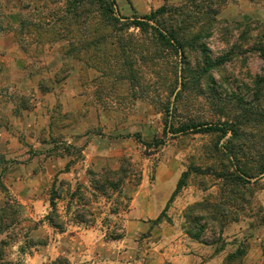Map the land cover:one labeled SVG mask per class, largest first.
<instances>
[{"label":"rangeland","instance_id":"obj_1","mask_svg":"<svg viewBox=\"0 0 264 264\" xmlns=\"http://www.w3.org/2000/svg\"><path fill=\"white\" fill-rule=\"evenodd\" d=\"M185 2L116 0L122 16ZM21 7L20 0H0V207L13 205L20 215L12 231L0 234L7 242L4 258H21L24 264H149L154 253L168 246L158 243L162 236L189 237L184 228L188 205L235 198L229 195L235 186L227 187L212 173L225 157H207L216 136L173 134L164 127L165 112L128 81L100 82L91 62L63 53L65 40L21 34L20 17L30 10ZM217 18L264 21V0H227ZM209 44L215 54L227 47L218 35ZM230 64L240 76L259 73L263 61L250 53L245 65ZM189 114L200 115L197 107ZM255 128L247 133L254 135ZM154 138L162 143H151ZM247 152L240 153L241 160L255 167L257 154ZM124 158L136 175L109 197L95 191L89 172L116 169ZM184 171L185 184L168 203ZM52 188L59 192L55 203L64 231L45 219ZM236 192L238 198L224 206L229 215L220 240L199 243L205 254L217 256L216 264H264V173ZM132 207L147 217L140 219L146 224L128 222ZM237 248L244 253L226 259Z\"/></svg>","mask_w":264,"mask_h":264},{"label":"trees","instance_id":"obj_2","mask_svg":"<svg viewBox=\"0 0 264 264\" xmlns=\"http://www.w3.org/2000/svg\"><path fill=\"white\" fill-rule=\"evenodd\" d=\"M20 1L21 9L32 5L28 16L20 17L21 34H34L44 41L65 40L63 53L91 62L102 76L100 82L107 78L128 81L136 87V93L139 91L165 112L164 127L173 134H214L212 147L206 149L207 157L223 159L224 156L234 166L231 169L223 160L219 170L212 172L227 187L235 186L230 190L231 197L238 198L236 188L264 173V21L242 23L218 19L227 0L163 4L140 16L120 15L116 0ZM215 35L227 44L217 54L209 44ZM233 37H236L234 41ZM250 53L259 55L263 66L259 73L241 72L239 76L235 66L228 63L236 61L243 66ZM40 89L44 91L41 85ZM195 107L200 115L190 116V110ZM254 127L256 132L249 135L246 129ZM221 139L223 146L218 145ZM151 143L158 146L162 140L154 138ZM247 151L257 154L252 162L255 167L241 160L240 153L248 155ZM89 173L93 189L109 197L120 192L123 182L137 172L124 158L116 169L102 168ZM186 177L184 171L168 203L184 186ZM57 198L59 192L52 188L51 211L45 219L50 226L64 231L65 223L55 203ZM235 198L230 202L204 200L188 205L184 212L186 234L204 244L218 242L229 215L224 206ZM19 216L13 205L0 207V234L11 228L12 231ZM6 245L0 239V264H24L21 258H4ZM239 252L243 254L244 250L237 248L226 259Z\"/></svg>","mask_w":264,"mask_h":264},{"label":"crops","instance_id":"obj_3","mask_svg":"<svg viewBox=\"0 0 264 264\" xmlns=\"http://www.w3.org/2000/svg\"><path fill=\"white\" fill-rule=\"evenodd\" d=\"M128 220L131 224L136 226V222L146 224V221L140 219H147L143 214L136 215V209L132 207L129 211ZM136 219H139L136 221ZM160 227L163 224L159 225ZM155 226L154 228H156ZM156 232H160V228L154 229ZM162 242L161 245L167 244L168 246L163 248L162 252L158 254L154 253V258L149 264H216L217 256L207 255L205 246L199 242L193 241L190 237L169 238L162 236L158 241Z\"/></svg>","mask_w":264,"mask_h":264}]
</instances>
